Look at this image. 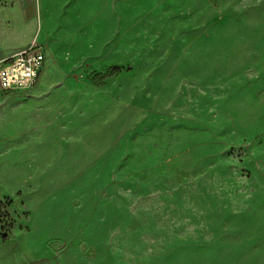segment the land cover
Instances as JSON below:
<instances>
[{"label":"rangeland","instance_id":"1","mask_svg":"<svg viewBox=\"0 0 264 264\" xmlns=\"http://www.w3.org/2000/svg\"><path fill=\"white\" fill-rule=\"evenodd\" d=\"M26 1L0 264H264V0Z\"/></svg>","mask_w":264,"mask_h":264},{"label":"built area","instance_id":"2","mask_svg":"<svg viewBox=\"0 0 264 264\" xmlns=\"http://www.w3.org/2000/svg\"><path fill=\"white\" fill-rule=\"evenodd\" d=\"M44 43L33 41L0 62V90L24 92L36 82L44 61Z\"/></svg>","mask_w":264,"mask_h":264},{"label":"crops","instance_id":"3","mask_svg":"<svg viewBox=\"0 0 264 264\" xmlns=\"http://www.w3.org/2000/svg\"><path fill=\"white\" fill-rule=\"evenodd\" d=\"M4 4H8V6L5 7ZM11 4H13L15 8L11 9L9 6ZM28 6H30V3H28L26 0H0V39H1L0 50H5L6 51L5 53L7 54L4 57V59H2V61L9 58L15 52L23 48H26L33 41H35V39L38 42L41 41L44 43L45 46L44 59H45L47 45L45 43L44 35H42L39 30L32 32V30H34L33 24L29 23V25H27V28H22L20 25V28L22 29L21 32L17 31L13 34L9 33V29L11 28L17 29V27H19L18 22L20 20L33 18L34 11L33 12L31 10L28 11ZM31 22H33V20ZM30 34L32 35L30 38H28ZM39 38L41 39L39 40ZM13 40H19V42L15 44V46L10 47L9 46L10 42ZM11 93H15V92H11Z\"/></svg>","mask_w":264,"mask_h":264},{"label":"trees","instance_id":"4","mask_svg":"<svg viewBox=\"0 0 264 264\" xmlns=\"http://www.w3.org/2000/svg\"><path fill=\"white\" fill-rule=\"evenodd\" d=\"M6 239H7V236L4 235V236H2L1 241H6Z\"/></svg>","mask_w":264,"mask_h":264}]
</instances>
